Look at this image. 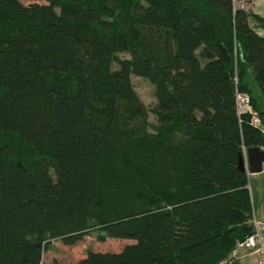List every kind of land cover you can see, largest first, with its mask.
Instances as JSON below:
<instances>
[{
    "label": "trees",
    "instance_id": "trees-1",
    "mask_svg": "<svg viewBox=\"0 0 264 264\" xmlns=\"http://www.w3.org/2000/svg\"><path fill=\"white\" fill-rule=\"evenodd\" d=\"M251 1L0 0V264H60L42 258L52 240L92 233L133 241L71 264H220L251 232L238 166L264 149ZM147 71L151 107L131 80ZM43 162L50 174L25 175Z\"/></svg>",
    "mask_w": 264,
    "mask_h": 264
},
{
    "label": "rangeland",
    "instance_id": "rangeland-1",
    "mask_svg": "<svg viewBox=\"0 0 264 264\" xmlns=\"http://www.w3.org/2000/svg\"><path fill=\"white\" fill-rule=\"evenodd\" d=\"M21 1L28 4L30 2H41L44 0ZM131 80L140 98L148 107H151L156 101L154 86L157 83V77L152 72L147 71L143 75L132 74ZM148 118L151 121L155 120V115L152 111H149ZM247 171H249V168ZM250 173L251 172H247L253 212L257 215L261 210L262 215H264V185L261 187L259 182H257L258 180L254 179ZM48 174H50V169L45 162L37 165L32 170L25 172V175L29 178L46 176ZM132 241V238L114 237H107L105 240H98L93 233L85 235L82 240L73 244H64L60 240L54 239L48 249L43 251L42 258L44 261H50L55 258L60 264H71L77 261L80 257H83L88 249L118 251L125 243ZM250 259L251 256L249 254H245L242 256L240 264H248Z\"/></svg>",
    "mask_w": 264,
    "mask_h": 264
},
{
    "label": "built area",
    "instance_id": "built-area-1",
    "mask_svg": "<svg viewBox=\"0 0 264 264\" xmlns=\"http://www.w3.org/2000/svg\"><path fill=\"white\" fill-rule=\"evenodd\" d=\"M236 5L242 8H246L248 5L244 1H236ZM236 112L238 115L246 113L251 109L249 96L245 92H236ZM251 122L258 125L260 123L258 116L255 112L252 114ZM243 166L247 170L248 160L246 154V147L242 152ZM251 232L246 234L242 239H238L235 242L234 247L228 254V256L220 261V264L232 263L240 260L243 255L249 254L251 259L248 264H264V219L254 214L251 217Z\"/></svg>",
    "mask_w": 264,
    "mask_h": 264
},
{
    "label": "crops",
    "instance_id": "crops-1",
    "mask_svg": "<svg viewBox=\"0 0 264 264\" xmlns=\"http://www.w3.org/2000/svg\"><path fill=\"white\" fill-rule=\"evenodd\" d=\"M249 8L255 13L264 15V0H252L249 3ZM255 29L259 34L264 35V28L257 26L255 27ZM247 172H251L250 174H252L253 178L257 179L258 180L257 182H259L261 187H263L264 185V160L261 162V169L259 171H251L249 169V171ZM257 216L260 218H264V215H262L261 210L258 212Z\"/></svg>",
    "mask_w": 264,
    "mask_h": 264
},
{
    "label": "water",
    "instance_id": "water-1",
    "mask_svg": "<svg viewBox=\"0 0 264 264\" xmlns=\"http://www.w3.org/2000/svg\"><path fill=\"white\" fill-rule=\"evenodd\" d=\"M248 167L251 171H259L261 169V162L264 160V149L259 146H251L246 148ZM238 166L244 168L243 158L240 155Z\"/></svg>",
    "mask_w": 264,
    "mask_h": 264
}]
</instances>
